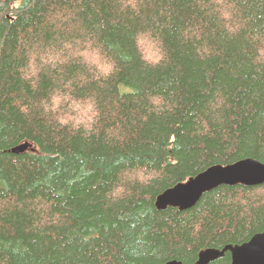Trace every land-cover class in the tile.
<instances>
[{"label": "trees", "instance_id": "16d2710c", "mask_svg": "<svg viewBox=\"0 0 264 264\" xmlns=\"http://www.w3.org/2000/svg\"><path fill=\"white\" fill-rule=\"evenodd\" d=\"M246 158L264 163V0H0V264L241 245L264 231V183L155 202Z\"/></svg>", "mask_w": 264, "mask_h": 264}, {"label": "water", "instance_id": "95a60500", "mask_svg": "<svg viewBox=\"0 0 264 264\" xmlns=\"http://www.w3.org/2000/svg\"><path fill=\"white\" fill-rule=\"evenodd\" d=\"M30 147V144L25 143L10 151L18 154ZM263 183L264 163L253 158H246L225 166L214 165L196 177L167 189L158 195L155 205L161 210L168 207L186 210L195 206L205 193L221 185L257 186ZM226 251L231 253L232 264H264V231L241 245H228L223 250L215 248L202 250L195 264H209L224 256Z\"/></svg>", "mask_w": 264, "mask_h": 264}, {"label": "clouds", "instance_id": "9594fccd", "mask_svg": "<svg viewBox=\"0 0 264 264\" xmlns=\"http://www.w3.org/2000/svg\"><path fill=\"white\" fill-rule=\"evenodd\" d=\"M153 103L159 104L160 103V99L158 97H154L153 98Z\"/></svg>", "mask_w": 264, "mask_h": 264}, {"label": "rangeland", "instance_id": "374dc122", "mask_svg": "<svg viewBox=\"0 0 264 264\" xmlns=\"http://www.w3.org/2000/svg\"><path fill=\"white\" fill-rule=\"evenodd\" d=\"M150 50V49H149ZM153 58H155V57H153ZM87 121V120H86Z\"/></svg>", "mask_w": 264, "mask_h": 264}]
</instances>
